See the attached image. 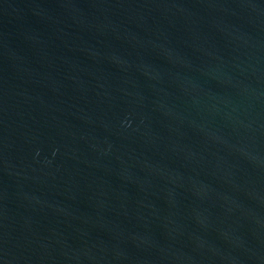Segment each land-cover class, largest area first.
Returning a JSON list of instances; mask_svg holds the SVG:
<instances>
[{
	"label": "water",
	"instance_id": "1",
	"mask_svg": "<svg viewBox=\"0 0 264 264\" xmlns=\"http://www.w3.org/2000/svg\"><path fill=\"white\" fill-rule=\"evenodd\" d=\"M0 264H264V0H0Z\"/></svg>",
	"mask_w": 264,
	"mask_h": 264
}]
</instances>
